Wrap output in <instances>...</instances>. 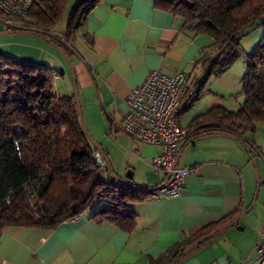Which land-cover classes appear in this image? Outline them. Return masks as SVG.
<instances>
[{"label":"crops","instance_id":"0c3cea01","mask_svg":"<svg viewBox=\"0 0 264 264\" xmlns=\"http://www.w3.org/2000/svg\"><path fill=\"white\" fill-rule=\"evenodd\" d=\"M3 31L8 29L0 28ZM211 43L209 35L185 30L182 19L159 0H99L89 11L66 44L67 55L89 129H108L115 139L110 145L99 143L112 173L114 162H121L132 172L130 184L156 188L163 182L164 174L155 173L150 164L159 148L117 133L125 97L152 70L199 74L196 60ZM246 54L242 50L225 72L207 80L200 96L183 112L190 116L186 122L216 105L239 107L241 95L232 94L245 68L236 63L243 60L245 65ZM60 57V62H49L57 64L63 75L59 81L54 71L53 89L57 95H72L71 73ZM241 138L244 144L228 134L182 141L177 165L189 172L180 194L166 198L155 192L134 202L137 215L132 231L95 222L93 208L51 229L8 227L0 234V264H148L205 225L230 214L236 217L250 206L238 223L241 229L229 228L178 264H256L255 245L264 222V192H260L264 190V124L257 123L252 134Z\"/></svg>","mask_w":264,"mask_h":264},{"label":"trees","instance_id":"16d2710c","mask_svg":"<svg viewBox=\"0 0 264 264\" xmlns=\"http://www.w3.org/2000/svg\"><path fill=\"white\" fill-rule=\"evenodd\" d=\"M98 1L77 0L68 12L66 31L55 35L52 28L69 0H33L26 15L17 18L20 27L16 29L40 33L68 54L66 44ZM159 2L182 19L185 30L212 39L196 60L201 72H189L199 88L195 100L208 79L220 76L240 56V38L264 25V0ZM245 56L238 109L216 105L193 117L185 126V140L228 134L243 142L241 137L252 134L257 123L264 124V38ZM54 71L0 52V234L12 226L51 229L91 208L95 222H111L130 232L137 215L133 203L145 200L159 186L123 185L111 176L108 163L104 168L109 178L100 176L97 150L82 126L74 96L57 95ZM234 218L230 214L205 225L148 264H171Z\"/></svg>","mask_w":264,"mask_h":264},{"label":"built area","instance_id":"2783aa9c","mask_svg":"<svg viewBox=\"0 0 264 264\" xmlns=\"http://www.w3.org/2000/svg\"><path fill=\"white\" fill-rule=\"evenodd\" d=\"M32 2L0 0V23L7 29L19 28L17 18L26 15ZM198 92L199 88L188 72L167 75L156 69L125 97L126 110L118 128L135 141L159 148L150 164L155 173L165 177L170 173L168 180H163L156 191L166 198L180 194L189 172L187 167L175 164V160L179 144L188 136V129L180 124V116L194 103ZM95 158L97 164L104 167L98 152ZM255 252L256 264H264V222Z\"/></svg>","mask_w":264,"mask_h":264},{"label":"rangeland","instance_id":"374dc122","mask_svg":"<svg viewBox=\"0 0 264 264\" xmlns=\"http://www.w3.org/2000/svg\"><path fill=\"white\" fill-rule=\"evenodd\" d=\"M76 2H77V0H69V2L67 3L65 11L62 13V15L60 16L57 23L53 26L52 33H54L55 35H60L64 31H66L67 23H68V12H69L71 6L76 4ZM0 28H2L3 30L6 29V27L1 23H0ZM262 38H264V25H260L258 27L251 29L246 35L241 37L240 40L238 41V47L241 50H243L245 53H251L257 47V45L260 43ZM0 52L4 53L6 55L14 56L17 60L25 62V63H35V64H39V65L50 66L53 69H55L56 72H58V80L59 81L63 80L62 79L63 75H60L61 68L56 67L57 64L55 66L54 65L55 63L54 64L49 63V62L53 63V60L55 62H60L59 57L62 54L59 52L58 48L53 45V43H51L49 40H47L44 37H40L37 34H32V33L0 34ZM53 56L56 60L53 58ZM64 61H65V64H67V68L70 71V69H71L70 64L68 63L67 60L64 59ZM242 61L243 60H237L236 64L238 66H240V68H241V66L243 68H245V65H243ZM59 64L61 66V63H58V65ZM242 72L244 73V70ZM239 91H240V86L237 89V91L234 92L232 95L239 94L238 93ZM240 101L242 102V98ZM82 117H83V122H84V125H85L88 133L90 134V136L92 137V139L95 142H97L98 144L101 143L102 145H110V141L115 143L114 142L115 139L113 138V134L111 132L108 133V129H107V132H105V130H102L101 128L100 129L99 128H97V129L91 128V130H90L89 126H88L87 117H85L83 113H82ZM189 117H190L189 114H187V113L183 114L181 116V120L185 123L189 119ZM187 123L188 122H186L185 124L187 125ZM258 124H262V123H258ZM117 133L124 134L121 130L118 131ZM94 137H98L99 141ZM116 156H119V155L117 154ZM116 158H119V157H116ZM118 163H119V161H118ZM114 167H115L114 173H116V174L113 173L111 176L114 177V176L118 175L119 177L122 176L121 178L124 179L126 173L129 171V169L124 168V165L121 162L119 164L114 162ZM99 174L104 179L109 178V174L107 173L106 169L103 166H102V168L99 169ZM131 181L134 182L133 176L131 178ZM260 192H264V190H261ZM94 203L98 204L99 200H96Z\"/></svg>","mask_w":264,"mask_h":264},{"label":"water","instance_id":"95a60500","mask_svg":"<svg viewBox=\"0 0 264 264\" xmlns=\"http://www.w3.org/2000/svg\"><path fill=\"white\" fill-rule=\"evenodd\" d=\"M2 33H32V34H37L38 36L40 37H44L43 35H41L40 33H36V32H32V31H23V30H19V29H13V30H8V31H3V32H0V34ZM45 38V37H44ZM54 45V44H53ZM55 47L58 48L59 52L62 54L61 56L68 61V63L70 64V72H71V83H72V89H73V96H74V99H75V103H76V106H77V109H78V112H79V115H80V120H81V123H82V126L86 132V135L89 139V141L93 144V146L95 147V149L97 150V152L101 155V157L105 160L106 163H108V160H107V157L105 156L101 146L95 142L92 137L90 136V134L88 133L85 125H84V122H83V117H82V111H81V106H80V100H79V94H78V88H77V84H76V78H75V73H74V67H73V64L69 58V56L66 54L65 50L62 49L61 47L59 46H56L54 45ZM178 157H179V152L177 154V157H176V160H175V164H177V160H178ZM252 162L253 159L252 157L250 156ZM116 178L117 181H119L121 184L123 185H128L129 182L127 181L128 179H131L132 178V172L131 170H129L126 175H125V178H119L117 176H114ZM170 177V173L166 175L165 179H164V182L168 180V178ZM251 208V206H250ZM250 208H247L245 210H243L239 215H237L233 220H231L227 226H225L224 228H222L219 232H217L214 236H212L210 239H208L206 242L202 243L201 245H199L198 247L186 252L185 254H183L182 256H180L177 260H175L174 262H172L171 264H178L180 263L181 261H183L184 259L188 258L189 256L193 255L194 253H196L199 249H201L202 247L206 246L208 243H210L212 240H214L215 238L219 237L220 235H222L223 233H225L229 228L231 227H236L238 229H241L242 227L239 226V222L241 221V219H243V217H245V215L249 212Z\"/></svg>","mask_w":264,"mask_h":264}]
</instances>
